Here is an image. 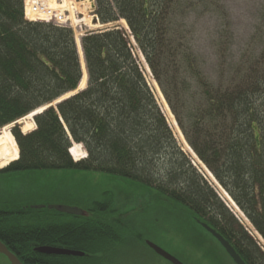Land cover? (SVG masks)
Returning <instances> with one entry per match:
<instances>
[{
	"label": "trees",
	"instance_id": "1",
	"mask_svg": "<svg viewBox=\"0 0 264 264\" xmlns=\"http://www.w3.org/2000/svg\"><path fill=\"white\" fill-rule=\"evenodd\" d=\"M25 2L0 0V130L46 108L34 116L31 132L11 130L19 156L0 172L75 169L123 183L92 201L88 216H35L1 195L0 240L6 247L23 264L108 262L125 244L118 219L132 211L121 204L133 197L127 188L134 184L140 198L167 202V218L180 214L174 226L165 222L168 233L199 247L200 232L209 235L199 220L246 264H264L254 240L177 147L139 59L195 156L264 239V41L256 49L254 39L237 46L234 31H221L231 24L214 0L220 25L209 39L208 62L194 47V25L181 0H94L93 14L106 27L80 38L87 80L78 90L82 69L73 31L28 21ZM122 20L127 31L117 25ZM73 144L84 149V159H72ZM119 191L122 201L116 203ZM36 246L84 255H45L34 252Z\"/></svg>",
	"mask_w": 264,
	"mask_h": 264
},
{
	"label": "rangeland",
	"instance_id": "2",
	"mask_svg": "<svg viewBox=\"0 0 264 264\" xmlns=\"http://www.w3.org/2000/svg\"><path fill=\"white\" fill-rule=\"evenodd\" d=\"M213 1L214 0H181L182 4L184 3L185 6L189 7L185 10V14L189 22L194 25L192 29L194 47L200 54L207 56L205 60L208 62H210V52H207L209 50V39L214 37V32L218 25H220L219 18L212 10L211 3ZM36 2H41L42 5H46L56 12L64 14L67 18L69 17L70 21L66 23L67 25L60 26L70 28L75 36V41L76 39L80 41V38L85 33L98 31L106 27L94 23L95 18L92 15L93 2L91 1L27 0V4L31 6ZM219 2L224 6L225 17L231 24L228 27H222L221 31H225V34L234 31L237 37V46H243L245 48L249 45L248 42L251 43V39H254L256 41H254L251 49L259 47L260 42L264 41V0H219ZM57 5H60V7ZM124 23L125 21L123 22L122 20L118 22L117 25H120L127 31L126 23ZM259 36L261 38H259ZM139 59L143 65L147 81L153 90L157 104L176 140L177 147L189 159L197 171L205 175L200 165L201 162L196 158L193 151H191L183 135V138L181 137L182 133L176 122L177 128L170 125L168 118L163 112L162 105L156 96V90L153 89L152 84L154 85V79L152 78L149 68H147L140 56ZM78 90H80V86ZM31 121L33 122L32 119L30 122ZM27 122L28 121L24 123L26 124ZM9 126L8 131L11 133V130L15 127L21 131L24 125L13 123ZM34 126H32V128ZM81 150L85 153L82 147ZM72 159L74 160L73 157ZM205 179L208 184L217 191L221 201L244 228L247 234L254 240L261 254L264 255V239L254 229L235 203L228 199L226 192L218 185L214 178L209 179L206 177ZM120 183H123V181L105 173L83 172L75 169L32 170L17 173L0 172V196L4 195L9 197V199L15 201L16 206L28 207L35 216H44L57 213V211L48 208L50 205L72 206L86 210L92 201L101 198V194L104 191H118V185ZM127 189L133 197L131 199L129 198L128 201L122 202L121 206L125 203V208L132 211L121 215L120 219H118L121 220L120 227L122 228L121 232L125 244L118 247V251H115V254L110 256L107 260L108 262L99 259L95 264H170L156 255L150 248L146 247L145 244H143V240H150L179 259L183 264H232L219 244L203 231H199L202 234L203 241L202 245L199 247H194L196 241L193 242V240H190L189 242L187 240L183 242L179 236L168 233L166 231L165 222L169 224V226H174L173 223L175 219L181 216L180 214H175L167 218L165 210H162V208L167 207L165 206V203L167 204L165 200L153 205L150 203L148 196L144 197L140 195L142 197L140 198L136 195L137 191L141 189L140 187L132 184L131 187ZM115 201L116 203H121L120 191L117 193ZM35 206L42 207L35 209ZM118 220L112 218L110 221L117 222ZM183 221H186V218L183 217L181 224ZM175 228H177V226L174 227V229ZM196 232L197 231L194 230V233ZM138 234L142 235V241L137 238ZM190 238H193V236H190ZM0 264L8 263L4 257L0 256Z\"/></svg>",
	"mask_w": 264,
	"mask_h": 264
},
{
	"label": "water",
	"instance_id": "3",
	"mask_svg": "<svg viewBox=\"0 0 264 264\" xmlns=\"http://www.w3.org/2000/svg\"><path fill=\"white\" fill-rule=\"evenodd\" d=\"M85 68V66H84ZM86 72V70H85ZM87 76V75H86ZM44 110V108H43ZM42 110L38 111L39 113ZM36 113L34 114V116ZM33 120V118H32ZM42 206H35V209H39ZM49 209H53L58 213L73 215V216H88V213L85 210H82L77 207L72 206H61V205H50L48 206ZM197 224L200 225L210 236H212L224 250L226 255L230 258L233 264H246L244 260L240 257V255L236 252L234 247L214 228L210 227L204 222L199 220L196 221ZM145 245L150 248L156 255L164 259L170 264H183L179 259L171 255L170 253L166 252L150 240L144 241ZM33 251L40 254L45 255H55V256H72V257H82L84 255L83 252L64 249V248H57L52 246H36L33 248ZM0 256L4 257L9 264H23L16 255H14L11 251H9L6 246L0 241Z\"/></svg>",
	"mask_w": 264,
	"mask_h": 264
},
{
	"label": "bare ground",
	"instance_id": "4",
	"mask_svg": "<svg viewBox=\"0 0 264 264\" xmlns=\"http://www.w3.org/2000/svg\"><path fill=\"white\" fill-rule=\"evenodd\" d=\"M38 3L41 4V2H38ZM38 3H36L35 5H37V6L40 5ZM57 6L60 7V5H57ZM76 41H77L76 42L77 43V50H78V54H79V58H80V62H81V69H82V78H81L80 85H79L80 86V90H82L83 88H85V84H86V72H85V68H84V61H83V55H82V50H81V46H80V41L78 39H76ZM146 70H148V69H146ZM152 86H153V89L156 90V96H157L159 102L162 105L163 112L165 113L166 117L168 118V121H169L170 125L172 127L177 128V126L175 124V120H174V118H173V116H172V114H171L166 102L164 101L163 96H162L161 92L159 91V88L156 85L155 81H154V85L152 84ZM74 94H75V92L62 97L61 99H59L55 103H53L51 106H55V104H57L58 102L66 99V98H68V97H70V96H72ZM41 110L43 111V108H41ZM38 111H40V109L35 111V112H33V113L28 114L27 116H25V117H23V118H21V119H19L18 121L15 122V123H20V124L24 125L23 128L21 129V132L23 134L29 133L32 130H34V127H35L34 123L32 121L30 122V120L32 118H34V114L35 113L39 114ZM26 121H28V122L25 124L24 122H26ZM9 125H11V124H9ZM9 125L3 127L1 129V131H0V169H3L9 163L17 160V158H18V148H17V145H16V143L14 141V138H13L12 134L9 133V131H8V129L10 127ZM32 126H34V127L32 128ZM181 137H182V135H181ZM69 151L71 153V156L76 161H78L81 158L86 156L85 153L82 152L81 145H79V144H73L71 146V148L69 149ZM200 165L202 166V170L205 172L206 176L205 175L204 176L209 178V179H213L212 175L205 169V167L201 163H200ZM228 199L230 200L229 197H228Z\"/></svg>",
	"mask_w": 264,
	"mask_h": 264
},
{
	"label": "built area",
	"instance_id": "5",
	"mask_svg": "<svg viewBox=\"0 0 264 264\" xmlns=\"http://www.w3.org/2000/svg\"><path fill=\"white\" fill-rule=\"evenodd\" d=\"M86 1H90V0H86ZM35 4L33 6L28 5L27 8V15L32 17L33 19L52 21L60 25H67L66 23L70 21L69 17L67 18V16H64V14L58 13L46 5H42L38 3L40 5L37 6Z\"/></svg>",
	"mask_w": 264,
	"mask_h": 264
},
{
	"label": "flooded vegetation",
	"instance_id": "6",
	"mask_svg": "<svg viewBox=\"0 0 264 264\" xmlns=\"http://www.w3.org/2000/svg\"><path fill=\"white\" fill-rule=\"evenodd\" d=\"M1 241V240H0ZM2 242V241H1ZM3 243V242H2ZM4 244V243H3ZM5 245V244H4ZM6 246V245H5ZM9 251H11L8 247H6ZM12 252V251H11ZM13 253V252H12ZM14 254V253H13ZM15 255V254H14ZM19 259V258H18ZM230 259V258H229ZM243 259V258H242ZM7 261V260H6ZM231 261V260H230ZM232 262V261H231ZM8 263V262H7ZM9 264V263H8ZM233 264V263H232Z\"/></svg>",
	"mask_w": 264,
	"mask_h": 264
}]
</instances>
